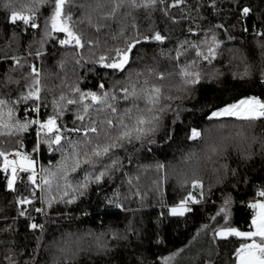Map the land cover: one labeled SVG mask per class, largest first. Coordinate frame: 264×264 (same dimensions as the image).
<instances>
[{"label": "trees", "instance_id": "16d2710c", "mask_svg": "<svg viewBox=\"0 0 264 264\" xmlns=\"http://www.w3.org/2000/svg\"><path fill=\"white\" fill-rule=\"evenodd\" d=\"M74 2L79 5L94 3V0ZM171 2L172 0H165V4ZM237 3L240 7L248 6L252 9L242 23L237 22ZM164 6L132 10V15L123 20V23L128 25V36L135 35L136 29L131 27L134 23L142 34L160 30L169 37L162 43L142 42L134 50V54L144 57L138 61V66L147 64L161 71L173 72V76L166 77L163 83L166 93L170 88L173 95L179 96L181 93L177 89L180 79L176 74V65L168 59L169 53L175 57V50L181 41L203 39L204 29L223 24L224 28L215 29L218 38L223 41L219 49L220 55L211 66L200 62L205 73L218 70L221 75L212 82H202L199 89L193 93V98L175 100L172 103L173 109L179 105L183 112L176 124H172L173 112L164 115V126L180 129L174 139L168 140L162 128L152 137L154 144L141 147L137 142L128 147L126 152L119 151L117 155L122 160L123 172H115L111 178L105 177L99 186L90 184L87 194L72 204L60 202L58 198L52 209L45 206V212L40 214L34 211V208L41 207L38 199H33L32 205H16L15 199L18 195L27 196L31 192V188L26 186V175L25 183L18 181L17 190L13 192L6 188V174L0 170V229L7 224L13 225L15 229L12 234L0 232V241L15 240V252L23 254L20 264L29 261V257H35V264H137L138 259H142L143 264H164L161 257L171 256L190 246L200 232H208V236L212 237L216 221L210 217L216 214L226 196H231L233 200L232 226L248 230L250 210L246 205H242L241 201H249L255 196L256 189L264 186V155L259 151L260 141L264 140V119L245 122L235 117H219L209 121L206 113L207 104L233 102L234 99L246 95H258L264 99V84L260 78V73L264 70V57L261 56L262 50L259 47L264 37L256 34L264 31V0H217L215 9L211 8L210 0H185L182 6L168 8V16L161 10ZM71 10L75 13L76 30L83 33L85 40H98L99 43L93 47L86 45L83 49L74 50L72 46L64 47L54 43V35L45 43L46 51L43 57L33 59L28 56V52L35 53L40 47L43 15L39 20L40 31H36L35 37L29 32L12 39L14 29L6 20V11L0 7V80L8 73L14 80L20 81L19 86H0V97L15 100L20 93L27 91L24 85L30 83V80L25 77L33 63L42 74L41 101L45 106L41 107V116L46 117V114L52 113V101L59 100L61 93L69 99H78L71 92L72 87L78 86L82 91L96 90L98 76H106V72L89 71L92 68H102L101 65H93L91 61L113 47L123 46L124 39L119 34L122 25L119 19L108 21L109 26L97 32L81 15L84 10ZM41 12L45 10L41 9ZM189 14L197 18L196 23L192 24L198 29L194 34L187 32L190 21L174 24L170 19L171 16L179 19ZM92 16L95 20L97 13L92 12ZM81 20L84 22L81 23ZM233 24L235 27H232ZM244 28H247V31H244ZM15 31L19 33V28ZM229 36L232 37L231 40ZM76 52L86 57L82 61L83 67L74 62ZM13 56L22 58L23 69L16 67L12 70ZM194 57L195 53L190 52L188 59ZM61 60L64 62L63 67L59 63ZM183 62L182 57L181 63ZM245 64L250 66V75L241 78L239 73L244 71ZM233 73L237 75L234 76ZM106 78V89H111L113 80H123L121 76ZM125 106L123 102L119 104L121 109ZM76 108V105H68L59 123L69 129L79 126L80 121L75 119ZM91 114L98 120L110 115L107 111L97 113L95 110ZM15 116L21 119L33 118L36 113L32 112L29 101H23L16 107ZM189 127H199L202 130V138L195 141L186 139L185 133ZM64 135L72 140H83L82 134L65 132ZM253 138H257L255 143H252ZM20 142H23L24 150L31 151L34 128L15 136L0 135V149L10 153L19 147ZM95 142L93 137V143ZM249 144H252V151L256 152V155L251 160L244 161L241 155L248 150ZM83 147L81 145L82 151ZM134 148L138 151L134 153L129 164L127 157L129 153H133ZM69 151L71 149L68 143H64L60 150L53 151H48L47 145H44L42 151L36 154L37 173L41 166L56 171L58 162ZM225 164L230 169H237L238 174L235 177L230 172L225 175L222 169ZM85 168L86 166L82 165L76 172H69L68 179L73 184L81 181ZM193 178L203 182L205 199L196 205L192 212L184 216H172L167 211L168 206L191 190L190 182ZM185 180L189 183L185 184ZM196 192L198 193V190ZM35 195L39 197V188L35 190ZM108 199H112L114 203L109 204ZM117 204H122L123 207H117ZM18 208L27 209L28 216L18 217L14 222L13 217H17ZM28 217L38 224H44L45 231L41 233L39 229L28 228ZM130 223L136 229L137 235L129 233L127 241L113 238V231L122 236ZM206 224L209 225L207 230L202 227ZM65 240L70 241V247L75 251L62 253L58 250L64 246ZM98 240L108 245L110 251L107 254L97 252ZM241 242L244 241L239 237H229L227 240L217 238L215 241L211 238V255L199 257L195 264H204L209 258L213 264H234L235 257L232 253ZM8 247L7 243H0V262L3 261ZM29 264L33 262L29 261Z\"/></svg>", "mask_w": 264, "mask_h": 264}, {"label": "snow or ice", "instance_id": "6c2138e0", "mask_svg": "<svg viewBox=\"0 0 264 264\" xmlns=\"http://www.w3.org/2000/svg\"><path fill=\"white\" fill-rule=\"evenodd\" d=\"M184 4L185 0H172L171 4H165V0H94V3H81L79 5H76L74 0H0V7L7 13L6 20L14 29L12 39L29 32H32L33 37H35L36 31H40L39 20L43 15L44 24L39 38L40 47L35 53L28 52V56L33 57V59L43 57L46 51L44 45L48 42V38L54 35L56 37L54 43L64 47L72 46L74 50L83 49L86 45L93 47L99 43L98 40H85L83 33L76 30L75 13L71 10L72 8L84 10L81 15L87 20L88 25L97 32L108 27V21L119 19L122 25L119 34L124 39L123 46L113 47L92 59L93 65H101L102 68L99 70L92 68L89 71L99 72L103 70L106 72V76H98L99 82L95 86L96 90L82 91L78 86L72 87L71 92L78 99H69L61 93L59 100L53 99V111L51 114H46V117L40 114L41 107L45 106L41 101L42 74L34 63L29 66L30 71L26 73L25 78L30 80V83L24 85L27 91L20 93L15 100L0 97V135L15 136L27 133L30 128H34V142L31 151L24 150L23 142H20L19 147L11 153L0 149V170L6 174V188L15 192L18 181L25 183V175L26 186L31 188L29 195L16 197V205H32L33 199H38L41 207L34 208V211L40 214L45 212V206L47 209H52L53 203L58 198L60 202L72 204L79 197L87 194L90 184L95 183L99 186L104 182L105 177L111 178L115 172H123L122 160L117 155L119 151L126 152L128 147L134 146L137 142L140 143L141 147L154 144L155 140L152 137L162 128L168 140L175 138L180 129L164 126V115L167 112H173L172 124H176L183 112L179 105L173 109L172 103L175 100L193 98V93L199 89L202 82H212L221 75L218 70L214 73H205L201 69L200 62H206L207 65L211 66L217 56L220 55L219 49L223 41L218 38L215 29L224 28V25L217 24L212 28L204 29L203 39L181 41L175 50V57L169 53L168 59L176 65V74L180 79L177 90L181 95L176 96L172 94L170 88L166 93L163 83L166 77L173 76V72L161 71L157 67L147 64L139 67L138 61L144 57L134 54V50L142 42L162 43L169 37L160 30H151L147 34H142L138 25L134 23L131 27L136 29L135 35L128 36V25L124 24L123 20L131 16L132 10L135 9H155L158 5H165L161 10L165 16H168V8ZM216 4L217 0H210L212 9L216 8ZM197 7L200 6L197 5ZM41 9H44L45 12H41ZM251 11L250 7H240L237 3V22L242 23ZM92 12L97 13L95 20ZM170 19L174 24L185 20L190 21L187 28L189 34L198 31L192 26L196 23L197 18L191 17L190 14L179 19L171 16ZM83 22L81 20V23ZM232 27H235V24ZM16 28H19V33L15 31ZM243 30L247 31V28ZM256 34L264 37V31ZM229 39L231 40L232 37L229 36ZM29 47H31V42ZM259 47L262 50L261 56L264 57V41L259 43ZM190 52L195 53L193 59H188ZM182 57L184 58L183 63H181ZM21 59L19 56L11 57L14 64L13 71L16 67L23 69ZM85 59L86 57L80 52H76L74 57L76 65L83 67L82 61ZM153 59L155 60V57ZM59 63L63 67V60ZM233 75L237 74L233 73ZM239 75L241 78L249 76L250 66L245 64L244 71ZM107 76H121L123 80H113L111 89H106ZM141 77H143L142 80ZM260 78L261 83L264 84V70L261 71ZM11 84L19 86L20 81L14 80L11 75L5 73L3 80H0V86L8 87ZM23 101L31 103L32 112L36 113V117L21 119L15 116L16 107ZM121 102L126 105L123 109L119 107ZM68 105L77 106L75 119L80 121L79 126L71 129L59 123L60 117L64 116V110ZM207 107L206 115L209 121L219 117H235L245 122L264 119V99L258 95H246L234 99L233 102L222 104H207ZM93 110L97 113L107 111L110 115L98 120L92 117ZM187 111L191 112L192 110ZM25 112H27L26 108ZM220 126L223 127V125ZM65 132L82 134L83 140H72L71 137L64 135ZM185 135L186 139L195 141L202 138V130L199 127H189ZM93 137H95V143H93ZM256 139L253 138L252 143H255ZM64 143L69 144L71 151L66 152L62 160L58 162L56 171H52L50 167L41 166L38 174L36 154L42 151L44 145H47L48 151H53L60 150ZM81 145L84 146L83 151ZM136 151L138 149L134 148L133 153L128 154L129 164ZM259 151L261 155H264V140L260 141ZM255 155L256 152L252 151V144H249L248 150L242 153L241 159L249 161ZM82 165L86 166L83 179L73 184L68 179V174L69 172H76ZM158 167L162 168L163 165H158ZM222 169L225 175L230 172L235 177L238 174L237 169H230L226 164L222 166ZM124 174L127 175V173ZM129 183H131V178H129ZM184 183L188 184L189 182L185 180ZM190 184L191 190H188L187 194L183 195L177 202L168 206L167 211L172 216H184L186 213L192 212L194 207L205 199L203 182L193 178ZM37 188L40 189L39 197L35 195ZM114 195H118V193H114ZM108 203L112 204L114 201L108 199ZM232 204L231 196H226L216 214L210 217L211 220L216 221V226L212 229V240L215 241L217 238L227 240L229 237L242 238L244 242H241L232 253L235 257L234 264H264V186L258 187L255 196L249 201H241V204L246 205L247 209L250 210L248 230H241L239 227L232 226ZM117 207H123V205L117 204ZM163 215L162 212L161 216ZM25 216H28L27 209L18 208L17 217H13V221L15 222L18 217ZM28 218L30 220L27 224L28 228L39 229L41 233L45 231L44 224H38L31 217ZM202 227L207 230L209 225L206 224ZM14 231L15 229L11 224L0 229V232L8 234H12ZM129 233L137 235L136 229L131 223L126 227L122 236L116 231H113L112 235L114 239L127 241ZM0 243L9 245L0 264H20V258L23 254L15 252V240L0 241ZM58 250L62 253L71 251L70 241L65 240L64 246ZM96 250L105 254L110 251L108 245L99 240ZM161 259L164 264H168L171 257L165 256ZM29 261L35 264V257H29ZM29 261H24V264H29ZM137 264H143V260L138 259ZM204 264H213V262L209 258Z\"/></svg>", "mask_w": 264, "mask_h": 264}, {"label": "rangeland", "instance_id": "374dc122", "mask_svg": "<svg viewBox=\"0 0 264 264\" xmlns=\"http://www.w3.org/2000/svg\"><path fill=\"white\" fill-rule=\"evenodd\" d=\"M211 238V236H208V232H200L190 246L177 252L175 255H171V259L168 263L195 264L199 257L208 256L212 252ZM71 250L75 251L73 249ZM76 250H78V248Z\"/></svg>", "mask_w": 264, "mask_h": 264}, {"label": "built area", "instance_id": "2783aa9c", "mask_svg": "<svg viewBox=\"0 0 264 264\" xmlns=\"http://www.w3.org/2000/svg\"><path fill=\"white\" fill-rule=\"evenodd\" d=\"M11 158V157H10Z\"/></svg>", "mask_w": 264, "mask_h": 264}]
</instances>
